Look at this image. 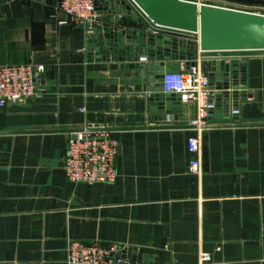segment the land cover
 Instances as JSON below:
<instances>
[{
  "label": "crops",
  "instance_id": "crops-1",
  "mask_svg": "<svg viewBox=\"0 0 264 264\" xmlns=\"http://www.w3.org/2000/svg\"><path fill=\"white\" fill-rule=\"evenodd\" d=\"M253 4L264 13V0ZM88 34L55 0H0V65L46 67L40 95L0 107V264H67L70 239L118 243L136 262L199 264L206 251L211 264H264V50L206 52L247 56L251 96L198 127L193 104L152 119L143 68L90 58ZM81 129L119 141L114 182L67 178L68 140Z\"/></svg>",
  "mask_w": 264,
  "mask_h": 264
},
{
  "label": "water",
  "instance_id": "water-1",
  "mask_svg": "<svg viewBox=\"0 0 264 264\" xmlns=\"http://www.w3.org/2000/svg\"><path fill=\"white\" fill-rule=\"evenodd\" d=\"M95 4L105 14L89 29L87 52L90 58L133 62L128 66L143 68L152 119L181 118L179 95L164 92L162 78L178 72L180 60L186 67L194 65L198 49L203 52L202 69L210 77V113L236 115L240 95L251 96L246 91L247 56L205 52L264 50V13L190 0H96ZM127 20L141 27H125Z\"/></svg>",
  "mask_w": 264,
  "mask_h": 264
},
{
  "label": "built area",
  "instance_id": "built-area-1",
  "mask_svg": "<svg viewBox=\"0 0 264 264\" xmlns=\"http://www.w3.org/2000/svg\"><path fill=\"white\" fill-rule=\"evenodd\" d=\"M61 12L76 24L92 28L100 13L96 0H55ZM198 4L247 11H257L251 6H242L225 0H190ZM262 13V12H261ZM61 24L68 20H60ZM197 35V34H196ZM206 53V52H205ZM42 63H21L0 65V107L10 102L24 103L42 93L38 81L45 72ZM164 92L178 94L181 103L193 104L196 116L191 118L192 126H204L213 105L208 103L210 77L202 69L201 55L194 65H182L178 72L165 73L162 78ZM188 148L195 156L190 162L193 172L201 170V140L199 136L188 138ZM120 143L107 129H83L72 132L68 140L64 159V170L72 182L112 183L118 176L117 157ZM209 252L200 251L199 264H211ZM67 264H172L136 262L123 254L121 245L110 242L102 245L100 241L83 242L70 239L67 246Z\"/></svg>",
  "mask_w": 264,
  "mask_h": 264
},
{
  "label": "rangeland",
  "instance_id": "rangeland-1",
  "mask_svg": "<svg viewBox=\"0 0 264 264\" xmlns=\"http://www.w3.org/2000/svg\"><path fill=\"white\" fill-rule=\"evenodd\" d=\"M234 2L239 4V5H242V6H251V7H253L254 6L253 3L255 2V0H235ZM254 8L257 10L256 7H254Z\"/></svg>",
  "mask_w": 264,
  "mask_h": 264
}]
</instances>
